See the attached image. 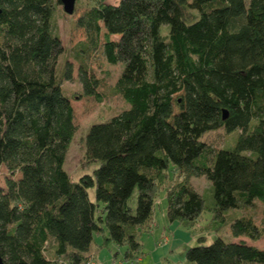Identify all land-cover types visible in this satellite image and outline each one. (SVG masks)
<instances>
[{"label":"trees","instance_id":"trees-1","mask_svg":"<svg viewBox=\"0 0 264 264\" xmlns=\"http://www.w3.org/2000/svg\"><path fill=\"white\" fill-rule=\"evenodd\" d=\"M55 6L0 0L3 263L89 264L92 235L105 230L104 242L125 246V264H139V235L165 191L170 222L192 226L204 211L223 222L242 211L228 219L231 238L187 248L181 264H264V247L233 240L264 241V0H76L79 49L102 41L107 63L122 65L114 92L126 104L87 130L77 181L63 169L76 127L56 75ZM63 74L70 79L66 60ZM78 80L82 97L100 98L83 62ZM218 129L238 133L210 150L202 137ZM192 177L211 183V205Z\"/></svg>","mask_w":264,"mask_h":264},{"label":"rangeland","instance_id":"rangeland-1","mask_svg":"<svg viewBox=\"0 0 264 264\" xmlns=\"http://www.w3.org/2000/svg\"><path fill=\"white\" fill-rule=\"evenodd\" d=\"M107 3H114L117 0H105ZM246 2L248 0H245ZM84 3V2H83ZM56 9L52 16V25L55 34L60 38L63 51L58 57L56 65V75L61 81L62 89L69 95L70 104L73 109V123L76 131L71 143L66 151L63 169L70 176L72 181H77L84 173L82 168L86 166L84 155L83 138L92 124L101 123L111 116L126 108L123 99L114 92V84L119 76L122 65H111L107 63L102 51V41L100 40L95 50L82 52L79 45L85 41L83 30L74 27L75 19L83 13L80 8L73 15L63 12L61 6ZM166 29L164 28V31ZM76 53L79 58L76 59ZM78 56V55H77ZM65 60L70 64L71 75L69 80H65ZM83 62L91 74L99 80L98 92L100 98L81 96V85L78 80L79 63ZM238 133H226L223 129L206 133L202 141L210 150H217L232 144L235 135ZM6 172L0 170V186L4 185ZM190 184L201 196L207 205L213 203L211 183L204 177L190 178ZM90 199L93 200V190L89 191ZM136 193L133 194L134 202ZM259 202L254 200V203ZM260 205L257 203L247 212L253 216L259 214ZM242 211L229 212L225 220H212L209 212L204 211L192 226H186L179 221L170 222L166 215L165 191L159 193L158 198L153 203L154 223L148 233H141V255L137 260L139 264H181L184 261V252L187 248L196 246L199 243L210 244L219 236L231 238L229 217L239 215ZM256 217V216H255ZM92 229V230H91ZM93 223L88 225L86 237L89 239L93 233ZM107 236L104 230L94 232L89 255L93 258L89 264H125L123 254L125 246H116L111 242H104ZM234 241L244 240L248 244L259 248L264 247V241H250L245 237L234 238ZM137 261V262H138Z\"/></svg>","mask_w":264,"mask_h":264},{"label":"water","instance_id":"water-1","mask_svg":"<svg viewBox=\"0 0 264 264\" xmlns=\"http://www.w3.org/2000/svg\"><path fill=\"white\" fill-rule=\"evenodd\" d=\"M75 1L76 0H60L62 9L65 14L72 15L74 13ZM226 117H227V113L223 111L222 119H225ZM0 264H4L1 256H0Z\"/></svg>","mask_w":264,"mask_h":264}]
</instances>
